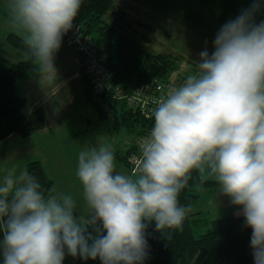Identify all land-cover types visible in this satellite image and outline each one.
Returning <instances> with one entry per match:
<instances>
[{
  "label": "clouds",
  "instance_id": "1",
  "mask_svg": "<svg viewBox=\"0 0 264 264\" xmlns=\"http://www.w3.org/2000/svg\"><path fill=\"white\" fill-rule=\"evenodd\" d=\"M81 6L82 0H5L6 22L23 33L49 83L57 80L54 53ZM262 6L254 0L222 25L211 55L202 51L197 70L157 102L135 174L115 171L107 143L79 152L87 217L75 212L72 195L46 196L29 171L7 169L0 180L3 264H63L66 251L101 264H144L151 222L167 239L168 230H182L188 210L178 196L194 170L239 207L252 229L254 264H264V21L254 19Z\"/></svg>",
  "mask_w": 264,
  "mask_h": 264
},
{
  "label": "trees",
  "instance_id": "2",
  "mask_svg": "<svg viewBox=\"0 0 264 264\" xmlns=\"http://www.w3.org/2000/svg\"><path fill=\"white\" fill-rule=\"evenodd\" d=\"M181 1L177 0L178 3ZM113 8L114 0H82L78 16L73 21L79 37L96 45L94 56L100 60L112 85L131 91L149 88L159 82H170L171 75L179 70L180 56L150 52L145 46L149 38L141 32L147 27L124 10H113L111 22H104L103 18ZM5 42L25 59L10 65L0 63V143L11 136L26 139L48 127L44 110L36 108L26 114L28 100L14 92L16 85L29 76L35 65L24 38L10 33L5 37ZM64 45L80 64L84 101L93 112L90 128L94 123L109 119L110 134L132 139L124 153L114 154L128 171V159L138 151V143L150 131L151 122L139 112L112 99L111 93L95 94L85 72L83 60L86 57ZM26 170L38 179L46 196L52 195L53 182L41 162L28 163ZM197 187L211 191L219 188V185L210 176L202 179L201 174L194 170L179 193V204L185 208L194 205L199 199L195 193ZM198 229H204L202 234H196ZM168 231L171 235L167 239L155 230L154 221L148 225L145 232L149 245L148 258L144 264H254L250 247L252 229L245 226L243 216L211 219L196 212L185 217L182 230ZM65 257L74 264H101L99 258L83 260L79 256L74 258L68 255L67 251ZM0 264H3L2 254Z\"/></svg>",
  "mask_w": 264,
  "mask_h": 264
},
{
  "label": "rangeland",
  "instance_id": "3",
  "mask_svg": "<svg viewBox=\"0 0 264 264\" xmlns=\"http://www.w3.org/2000/svg\"><path fill=\"white\" fill-rule=\"evenodd\" d=\"M114 2L115 8L105 15L104 22H111L113 10H124L133 19L135 13L141 11L143 16L139 21L147 27V30L141 32L149 38L146 48L152 53L180 56L179 70L170 77V82L177 86V83L181 84L190 72L197 70L194 63L200 60L202 51L206 49L210 55L214 51L213 41L221 26L248 9L254 0H182L181 3L177 0H114ZM259 2L264 5V0ZM6 13L5 0H0V54L4 55L7 62L17 63L25 57L12 50L6 44L4 36L9 33H15L23 38L24 36L9 26L6 22ZM254 19L256 23L264 21V6L255 14ZM64 44L61 42L58 52L54 55L59 57L66 54L63 64L64 69L67 66V70H64L63 78H69V81L62 83L59 89L51 88L49 93L47 89L44 94L41 92V96H49L51 99L48 104L57 107L58 109H55L58 113L62 112L63 123H60V128L51 124L53 134L49 135L52 137L47 135L48 138H45L38 134L30 139H21L13 136L14 140L0 144V180L7 169L16 167L18 172L26 170L28 163L38 160L47 176L54 182L55 195L60 193L72 195L77 204L75 212L87 217L89 209L83 198L82 185L76 176L79 152L85 148L98 147L104 142L111 145L114 154L121 155L132 139H123V135L108 133L109 119L94 123L91 128L88 126L90 130L85 131L86 124L83 125L84 119L81 117H87L91 108L84 101L81 81L73 77L79 72V64L75 61L74 54ZM5 50L14 51L16 56L19 55V59L12 60ZM33 69L31 76L37 70L36 64ZM39 81L42 82L40 79ZM52 108L44 105L46 115L51 121L55 118ZM114 163L116 172L131 175L115 156ZM68 176L73 178L70 179ZM195 193L199 195V199L194 205L186 208L188 210L186 216L196 212L211 219L243 216L237 214L240 212L239 207L231 203L230 197L220 193V188L209 191L197 187ZM203 231L204 229H198L196 234H202ZM63 264L74 262L65 257Z\"/></svg>",
  "mask_w": 264,
  "mask_h": 264
},
{
  "label": "built area",
  "instance_id": "4",
  "mask_svg": "<svg viewBox=\"0 0 264 264\" xmlns=\"http://www.w3.org/2000/svg\"><path fill=\"white\" fill-rule=\"evenodd\" d=\"M64 43L81 53L86 57L84 59L85 72L91 80L94 93L102 95L106 92L112 94V99L125 104L133 111H137L144 116L145 119L154 123L153 112L157 102L161 100L166 93L176 85L171 82H159L149 88H138L131 91H125L120 87L113 86L109 80V75L102 68L100 60L94 56L95 44H90L86 40H82L78 35V28L73 24L72 28L62 35ZM151 127V128H152ZM150 132V131H149ZM149 132L138 143V151L132 154L128 159L129 172L135 174L140 162L142 141L149 135Z\"/></svg>",
  "mask_w": 264,
  "mask_h": 264
},
{
  "label": "crops",
  "instance_id": "5",
  "mask_svg": "<svg viewBox=\"0 0 264 264\" xmlns=\"http://www.w3.org/2000/svg\"><path fill=\"white\" fill-rule=\"evenodd\" d=\"M182 2V1H181ZM140 11V10H139ZM136 16H135V19L139 20L141 19V16H143L142 12H136L135 13ZM140 16V17H139ZM10 34V33H9ZM15 34V33H14ZM8 35V34H7ZM6 35V36H7ZM4 36V37H6ZM5 40V38H4ZM63 43V41H61ZM64 44V43H63ZM67 48V47H66ZM68 49V48H67ZM13 50V49H12ZM12 50H5L4 52L7 54V55H10V57L12 58V60H16V59H19V55L16 56L15 52L12 51ZM69 50V49H68ZM70 51V50H69ZM58 52V51H57ZM71 52V51H70ZM15 53V54H14ZM72 53V52H71ZM73 54V53H72ZM75 56V55H74ZM64 57H66V54H62L61 56L57 57L54 55L53 57V62H54V65H55V68L57 70V80H54L53 82L49 83L46 79L42 78L39 74V72L36 70L34 71L33 75L31 76L29 74V76L27 78H25L23 81L19 82L16 87H15V94L18 95V96H22L24 98H26L28 100V104H29V107L27 108L26 110V114H29L32 110L36 109V108H41L44 110L45 114H47L46 110L44 109V105H48V107L50 106V108H52V104H48L49 101H51V99L49 98V96H44L42 95L41 96V92H43V94L45 93L46 89H47V93L50 92L51 88L52 89H59L60 88V85H62V83H67L69 81V78H63V74H64V70H67V66L65 67L64 69V64H63V59ZM75 61L79 64L77 58L75 57ZM0 63L4 64V65H10V64H15V63H9L7 62L6 58L4 57V55L0 54ZM34 67V66H33ZM80 69V64H79V68H78V71ZM34 70V69H33ZM31 73V72H30ZM75 79H78L80 81V76H79V72L76 73L74 76H73ZM42 80V82L39 81ZM65 81V82H64ZM82 87V85H81ZM83 90V89H82ZM17 91V93H16ZM54 107V106H53ZM58 109L57 107H54L52 108L51 110H53L54 114H55V118H53V121H51L49 118H48V115H46L47 117V120H48V127L45 128L44 130L40 131L39 133L35 134L34 136L38 135V134H42V136H44L45 138H48V136L52 137L51 135L49 134H53V130L51 128V124H54L56 125L57 127H59L60 123H63V120H62V112L60 111V113L57 112L56 109ZM68 111V110H66ZM90 112V113H89ZM92 111H88V115L87 117L86 116H83L81 117V119H84V122H83V125L86 124V127H85V131L87 132L88 131V126L90 127L91 126V121L93 120V115H92ZM84 114V113H83ZM98 124V123H96ZM60 128V127H59ZM108 133H109V130H108ZM43 134H46V135H43ZM34 136H31L29 137L28 139L34 137ZM49 137V138H50ZM14 137L11 136L9 138H7L6 140H4L3 142H1L0 144L4 143V142H7L8 140H14L13 139ZM52 140V138H51ZM38 161V160H37ZM40 162V161H39ZM70 177V179L73 178V176H68ZM49 178V177H48ZM50 179V178H49ZM51 180V179H50ZM53 182V180H51ZM67 190H69L67 188ZM55 192H54V182H53V192H52V195H54Z\"/></svg>",
  "mask_w": 264,
  "mask_h": 264
}]
</instances>
